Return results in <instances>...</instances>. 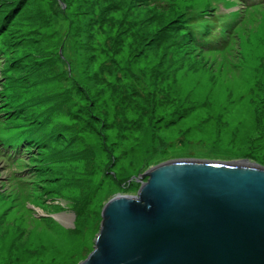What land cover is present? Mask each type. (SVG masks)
Here are the masks:
<instances>
[{
  "label": "rangeland",
  "instance_id": "1",
  "mask_svg": "<svg viewBox=\"0 0 264 264\" xmlns=\"http://www.w3.org/2000/svg\"><path fill=\"white\" fill-rule=\"evenodd\" d=\"M170 1L225 6L234 37L200 51L138 0H0V264H79L106 202L164 161L264 166V0ZM39 119L46 144L8 160Z\"/></svg>",
  "mask_w": 264,
  "mask_h": 264
},
{
  "label": "water",
  "instance_id": "2",
  "mask_svg": "<svg viewBox=\"0 0 264 264\" xmlns=\"http://www.w3.org/2000/svg\"><path fill=\"white\" fill-rule=\"evenodd\" d=\"M137 179L79 264H264V166L180 157Z\"/></svg>",
  "mask_w": 264,
  "mask_h": 264
},
{
  "label": "trees",
  "instance_id": "3",
  "mask_svg": "<svg viewBox=\"0 0 264 264\" xmlns=\"http://www.w3.org/2000/svg\"><path fill=\"white\" fill-rule=\"evenodd\" d=\"M141 4L145 6H149L151 10H154L156 14H161V11H166L167 9H173L177 10L172 1L170 0H138ZM157 2H162L157 4ZM245 2L243 8H240L239 10L235 11L236 13H243L246 9L250 10V4H246ZM195 3H191L190 5H187L185 8L182 9V11H178L176 14L175 19H171V22L169 24V30H171L173 33L178 32L181 37L184 38L185 42L190 43L192 46H194L196 49H199L200 51H205L204 47H210L212 49H221L225 47L228 42L234 37L232 36L233 30L236 28L237 21L233 18H230L229 20H224L225 17L223 13L217 14L215 12V8L210 7V3L207 2L203 5V10H199V8L196 9L197 6L194 5ZM258 4V3H255ZM251 4V5H255ZM152 6V7H151ZM209 7V8H208ZM204 10H209L208 12L204 13ZM253 11V10H252ZM251 11V12H252ZM233 14V12L231 13ZM1 19H5L4 17H1ZM242 23V22H241ZM0 39L2 40V43L0 41V55H2V50L6 46H12L11 42L6 43L4 39L0 36ZM211 51V50H210ZM1 58V57H0ZM5 68L0 69L5 71ZM0 67H2L0 65ZM1 92V91H0ZM4 92L0 93L1 96V103H0V113H3L6 116H10L11 113V105L8 104L5 96H2ZM5 106L6 108H3ZM3 108V109H2ZM39 126L38 127H30L26 129L27 131L19 132L17 135V142L16 147H19L22 145L25 146V149L21 153L26 155L33 153V150H35L36 147H38L40 144H46L43 137L44 135H47L49 138V134L44 131V126L47 124V120L45 119H39L35 122ZM22 121H16V122H10L8 124V128L15 127L18 125H22ZM38 130H40L38 132ZM42 135V136H41ZM41 136V137H40ZM59 136V135H58ZM51 140V138H50ZM21 142V143H20ZM20 143V144H19ZM20 149H16L18 152ZM19 161H23L22 156L20 157ZM27 162H31V159H29ZM26 165V163H23ZM37 164L36 163H30L28 164V169H33Z\"/></svg>",
  "mask_w": 264,
  "mask_h": 264
}]
</instances>
